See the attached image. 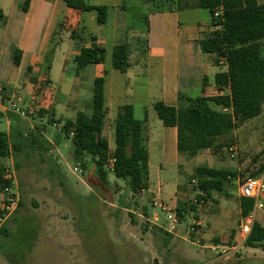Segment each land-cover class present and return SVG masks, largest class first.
<instances>
[{"label":"rangeland","instance_id":"obj_1","mask_svg":"<svg viewBox=\"0 0 264 264\" xmlns=\"http://www.w3.org/2000/svg\"><path fill=\"white\" fill-rule=\"evenodd\" d=\"M92 1L108 6L117 2ZM139 1L141 13H149L147 5ZM135 3L133 0L126 1L128 6ZM199 11L201 21L210 19L207 10ZM93 15L97 16V12L86 15V25L90 32H99V24L91 20ZM137 18L136 11L130 13L129 25L135 28L145 26V22ZM108 23L110 27L112 17ZM262 45L264 53V41ZM109 55L107 67L111 65ZM72 66L66 67V71L74 77ZM62 70L58 61L55 79ZM20 104L27 108L24 102ZM49 120L45 119L43 126L55 146L53 151L45 153L44 157L39 152H22L18 157L12 155L0 162L1 166H13V192L19 197L18 209L7 219L10 237L0 234V264H155V259L160 264H264V246L251 248L241 243L242 214L238 190L240 182L258 171L264 162V110L260 116L237 125L230 134L217 138V144L229 143V146L208 150L194 157L181 155L177 165H164L162 172L153 160L151 192L147 190L136 196H133L128 182L116 179L113 174H110V184L106 187L93 181L89 173L85 174L87 170L74 162V148L70 140L59 146L60 153L55 140L59 130L50 125ZM2 127L0 123V129ZM153 128L157 135L155 124ZM65 142L68 147L64 146ZM50 155L53 160H50ZM55 164L66 179L67 191L60 186L58 174L52 173ZM198 167L226 169L244 173L245 176L239 175L225 191L215 192L207 202L196 205L198 191L192 178ZM161 187L163 193L157 195ZM156 197L169 203L176 197L173 206L179 202L196 205V212L186 216L177 232L169 237L168 244L165 233L153 234L151 230V227L157 226L155 213L160 216L158 225H168L166 216L152 208ZM5 198L0 201V210ZM144 207L150 209L148 219L156 226L146 217L138 215L142 214ZM193 216L201 221L195 238L189 235ZM258 221L264 226V211L258 213ZM232 234H235L234 241H239L238 248L223 258H216L210 250L195 244L196 239H201L207 245H227ZM215 239H220L222 243H216Z\"/></svg>","mask_w":264,"mask_h":264},{"label":"trees","instance_id":"obj_2","mask_svg":"<svg viewBox=\"0 0 264 264\" xmlns=\"http://www.w3.org/2000/svg\"><path fill=\"white\" fill-rule=\"evenodd\" d=\"M144 1L156 7L155 11H165V9L174 11L179 9L181 4V0ZM198 1L202 8L210 12L212 26L221 27L220 30L215 29L209 34L204 42V48L208 53H219L222 58H226L228 70L216 75L215 88L211 91L206 90L209 82L205 80L200 96L181 97L179 107L168 106L162 101L154 105L159 119L165 126L177 127L179 154L193 157L208 150H219L229 146V143L217 144V138L230 134L237 125L260 116L264 110L262 45L264 41V2L261 0ZM64 2L69 13L51 39L40 74L37 77L30 76L35 94L26 108L27 117L23 118L12 113L10 115L12 126L9 134L0 132V162L10 159L12 155L18 157L22 152H39L44 157L45 153L48 154L55 148L53 142L47 138V128L38 121L41 118H49L50 125L57 121L52 97L47 94L46 88L51 84L50 73L59 44L57 38L60 32L68 30L71 32L72 39L93 44L91 48H83L80 55L76 57L77 75L88 66L106 62L107 50L97 44V36L80 30L78 27L81 16L93 11L97 12L98 23L105 24L109 8L104 5H93L91 0H64ZM30 3L31 0H25L23 4L25 11L29 9ZM218 10L223 11L222 18L215 17ZM130 57V44L117 45L113 49V67L121 72H127L131 66ZM21 58L22 52L16 50L15 64L17 66ZM29 72L31 73V69ZM106 80V75L95 80L92 114L79 112L74 120L58 121L63 124V128L55 140L57 146L70 140L74 148L72 156L74 162L80 163L82 168L87 170L85 174L89 173V177L102 187L110 184V173L104 169V165L109 157H114L116 165L113 175L116 179L128 182L133 196H136L138 193L149 190L150 187L148 124L135 117L132 105L122 106L114 122V149L110 151L109 139L104 134L109 113L105 94ZM50 160H53L52 155H50ZM4 167L0 165V190L2 192L12 185V181L5 177ZM17 167H21L19 163ZM263 170L264 162L258 171L251 173L249 177L258 176ZM235 172L212 167H198L192 178V181L196 180L197 202H207L215 192H223L228 185L234 184L239 175L245 176L244 173ZM52 173L58 174L60 186L67 191L66 179L57 164L52 169ZM240 206L242 217H245L253 210L254 201L241 198ZM177 209L182 217L184 212L191 213L197 210L195 205L184 202H179ZM3 213L1 209L0 218ZM151 230L153 234L165 233L168 236L166 240L168 244L169 237L172 236L170 233L157 226L151 227ZM0 234L10 237L8 221L2 225ZM234 239L235 234H232L228 244H231ZM215 240L216 243H222L220 239ZM1 241L2 239H0V247ZM245 245L251 248L264 246V226L259 221L255 222Z\"/></svg>","mask_w":264,"mask_h":264},{"label":"crops","instance_id":"obj_3","mask_svg":"<svg viewBox=\"0 0 264 264\" xmlns=\"http://www.w3.org/2000/svg\"><path fill=\"white\" fill-rule=\"evenodd\" d=\"M115 1L112 6L103 4L109 8L105 24H99L97 16H92L91 20L99 24V32H90L86 25V15L95 11L83 14L78 27L97 36V44L106 48L107 58L110 51V67L106 66V62L91 65L77 75L76 57L83 48H91L93 44L72 39L71 32L63 30L57 38L59 44L50 73L51 84L46 92L52 97L55 119L63 122L74 120L79 112L92 114L95 80L106 75L105 94L109 113L104 134L111 136L107 137L110 147L114 149V122L118 111L124 105H132L135 117L148 124L151 177L153 160L159 164V171L162 172L164 165H177L181 156L178 152V129L163 124L154 109L155 103L162 101L168 106L179 107L181 97L196 98L202 94L205 80L209 82L206 90L211 91L215 88L216 75L226 72L228 66L220 64L222 57L219 53H208L204 48L205 40L215 28L211 14L208 21H201L198 12L206 9L198 0H181L180 8L174 11H155L156 7L142 0L150 10L147 14L141 13L139 0H133L137 3L131 6L126 4L127 0ZM24 2L0 0V86L4 88V92L0 93V106L8 105L13 98L28 106L35 94L30 76L40 74L51 37L57 33L59 25L69 13L64 0H31L27 11L23 9ZM91 4L102 5L92 0ZM133 11L138 13L137 19L143 20L145 26L135 28L129 25V15ZM111 17L112 23L108 27ZM122 43L131 46V66L127 72L113 67V49ZM16 50L22 52L18 66L15 64ZM58 61L63 72L55 79ZM71 65L74 66V77L66 71V67ZM0 109V123L3 124L0 132L9 134L12 113ZM41 119L38 123L43 125L45 121ZM153 124L156 125L157 135L154 134ZM64 146L68 147V143L65 142ZM149 184L148 191L151 192L150 178ZM162 193L161 187L157 195ZM4 198L1 192L0 201ZM163 201L173 206L176 197L172 203ZM149 212L150 209L144 207L142 214L138 215L160 227V216L154 214V223L148 219Z\"/></svg>","mask_w":264,"mask_h":264},{"label":"built area","instance_id":"obj_4","mask_svg":"<svg viewBox=\"0 0 264 264\" xmlns=\"http://www.w3.org/2000/svg\"><path fill=\"white\" fill-rule=\"evenodd\" d=\"M223 11L218 10L215 13V17L222 18ZM216 30H220L221 27H216ZM220 64L222 66H228L226 58H222ZM4 92V88L0 86V93ZM21 102L19 99L13 98L8 102V105L3 104L0 106L3 109V112L13 113L19 115L23 118L27 117V111L23 108L20 104ZM1 109H0V118H1ZM47 118H42L41 120L44 121ZM53 126L56 127L59 132L62 131L63 124L56 121L53 123ZM73 135V134H72ZM110 151L113 149L110 147ZM115 165L116 159L114 157H109L104 165V169L110 173H115ZM5 177L12 181V185L10 187L5 188L3 194L5 195L4 206L2 210L4 211L2 218H0V230L2 225L7 221V219L18 209L19 205V197L17 194L13 192L14 183H15V170L13 166L6 165L5 167ZM196 183V180H193ZM239 195L241 198H249L254 201V208L253 210L245 217H242L241 225H240V236L242 239V244L245 245V242L249 235L251 234L254 224L258 221V213L264 211V170L260 172L258 176L249 177L244 181H241L239 184ZM153 208L155 210H159L164 216L167 218L168 225H161L160 227L163 228L166 232L173 234L177 232L178 226L181 225L186 216L189 213L184 212L183 217L179 215L177 206H171L161 200L159 197L153 199ZM196 205L200 203L195 201ZM193 204V205H195ZM195 205V206H196ZM159 216V215H158ZM192 223L189 226V235L192 238H195L196 235L199 233L201 221L193 216ZM190 237V236H189ZM195 244L200 246L201 248L210 250L216 258H223L228 256L232 251H235L238 248L239 241L236 243L233 241L231 244H205L201 241V239H196Z\"/></svg>","mask_w":264,"mask_h":264},{"label":"water","instance_id":"obj_5","mask_svg":"<svg viewBox=\"0 0 264 264\" xmlns=\"http://www.w3.org/2000/svg\"><path fill=\"white\" fill-rule=\"evenodd\" d=\"M154 263L155 264H160L158 259H155Z\"/></svg>","mask_w":264,"mask_h":264}]
</instances>
